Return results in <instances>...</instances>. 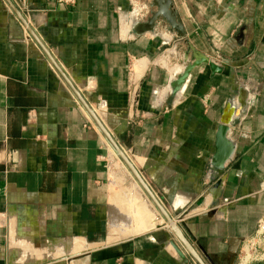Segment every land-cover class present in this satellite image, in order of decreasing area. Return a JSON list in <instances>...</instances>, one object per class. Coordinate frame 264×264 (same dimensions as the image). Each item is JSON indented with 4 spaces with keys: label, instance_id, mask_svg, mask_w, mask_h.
I'll list each match as a JSON object with an SVG mask.
<instances>
[{
    "label": "crops",
    "instance_id": "1",
    "mask_svg": "<svg viewBox=\"0 0 264 264\" xmlns=\"http://www.w3.org/2000/svg\"><path fill=\"white\" fill-rule=\"evenodd\" d=\"M12 1L165 209L191 212L182 233L202 262L235 264L264 213V0H172L184 40L221 67L195 68L176 96L185 42L162 22L133 28L151 0ZM66 79L0 0V264H181L173 240L196 264L167 227L153 230L154 208L113 197V174L125 176ZM241 87L235 154L209 211L215 130Z\"/></svg>",
    "mask_w": 264,
    "mask_h": 264
},
{
    "label": "water",
    "instance_id": "2",
    "mask_svg": "<svg viewBox=\"0 0 264 264\" xmlns=\"http://www.w3.org/2000/svg\"><path fill=\"white\" fill-rule=\"evenodd\" d=\"M4 1L16 15L18 21L25 28L27 33L34 39L37 46L48 57L53 67H55V69L60 73V75L64 79H66L62 69H60V67L55 64V62L50 57L48 51L38 39L37 35L28 26L24 15L20 11V6L16 5L12 0ZM151 7L153 9V12L150 13L149 18L144 23L134 24V31L137 33L138 28L140 29L138 31V34L143 33L141 29H144L146 32H153L156 25L159 22H162L168 26L169 32L174 34L176 40L184 41L186 45V50L183 52L184 67L178 74H176V76L172 79L168 86V90L171 95L176 96L181 92L191 72L195 68H198L202 65H206L209 67L212 74L221 73V67L217 63L199 53L189 42L184 40L186 33L179 15L173 9L172 0H151ZM65 81L71 88L74 97L82 106L89 119L105 138L113 153L116 155V157L125 167V169L129 172V174L135 180L137 185L141 188V190L146 195L147 199L150 201L152 207L156 210L158 215L162 218L164 225H156L153 230H159L167 227L170 233L175 238V240L187 252L191 259H193L196 264H204L200 257L197 255V253L189 246L185 239V236L182 233V230L188 233L185 220L186 217L190 216L191 212H182L180 210H175L171 206H169V211L165 209L163 205V198L158 196L156 192H154V190L145 181V179L141 176L140 172L136 169L127 154L119 147L113 137L108 133L98 116L95 114L92 108L87 105V103L83 100L82 96L76 91V89H74V87L69 84L67 79ZM247 99L248 93L243 87H241L236 101L234 100L227 103L225 110L223 111L219 120V124L216 127L214 137V153L210 160V178L215 181L206 195H210L211 198L209 204L206 206V209L209 211L214 210L217 207V198L219 194H221L223 183L227 179L225 166L232 160L235 154V146L229 138V133L231 127L233 126V123L237 119H239L240 115L246 108ZM170 246L172 247L175 255L177 256V259L181 264H189V260L186 258L182 249H180L176 245L174 240L170 241Z\"/></svg>",
    "mask_w": 264,
    "mask_h": 264
},
{
    "label": "built area",
    "instance_id": "3",
    "mask_svg": "<svg viewBox=\"0 0 264 264\" xmlns=\"http://www.w3.org/2000/svg\"><path fill=\"white\" fill-rule=\"evenodd\" d=\"M58 3L73 4L74 0H54ZM134 8L132 12H134ZM136 19L143 20L149 15L148 8L134 12ZM235 264H264V213L257 221L254 234L243 240Z\"/></svg>",
    "mask_w": 264,
    "mask_h": 264
},
{
    "label": "rangeland",
    "instance_id": "4",
    "mask_svg": "<svg viewBox=\"0 0 264 264\" xmlns=\"http://www.w3.org/2000/svg\"><path fill=\"white\" fill-rule=\"evenodd\" d=\"M146 1H150V0H146ZM110 148V147H109ZM111 158L112 161H116V164L114 167H118L117 171H120L118 173H122L125 177L121 176V175H116L115 173L113 174V181H112V186H116L117 190L115 189L113 191V197L117 198L118 196H122L123 198H125L126 200H128L129 198L132 197L131 193L133 191V187H135L137 185V183L135 182V180L131 177V175L129 174V172L125 169V167L122 165V163L118 160V158L116 157V155L113 153V151L111 150ZM113 167V168H114ZM128 185V186H127ZM138 186V185H137ZM139 187V186H138ZM133 188V189H132ZM140 188V187H139ZM132 190V191H131ZM135 190V189H134ZM141 190V188H140ZM142 191V190H141ZM140 191V192H141ZM141 196V195H140ZM151 206V205H150ZM152 207V206H151ZM153 208V207H152ZM128 209V210H127ZM128 211V216L129 219L132 218L131 220H133V218H135L134 213H132L133 211L129 210V206L126 205V207L123 206V212ZM130 211V212H129ZM136 219V218H135ZM126 226L130 224V222H126L125 223ZM41 256V255H40ZM38 258V256H37Z\"/></svg>",
    "mask_w": 264,
    "mask_h": 264
},
{
    "label": "bare ground",
    "instance_id": "5",
    "mask_svg": "<svg viewBox=\"0 0 264 264\" xmlns=\"http://www.w3.org/2000/svg\"><path fill=\"white\" fill-rule=\"evenodd\" d=\"M133 188H132L133 191L132 190L131 191L135 195V197H134V199H135L134 200V206L136 207L137 211L139 212V215L143 214L144 211H146L147 209L149 210V212H152L153 209L151 208L150 204L149 203L147 204L144 201L140 200L141 199V196H140V193H139L141 191L140 188L137 185L135 187H133Z\"/></svg>",
    "mask_w": 264,
    "mask_h": 264
}]
</instances>
